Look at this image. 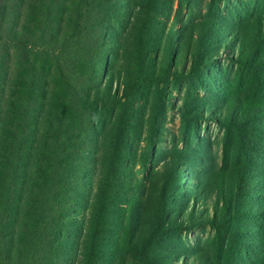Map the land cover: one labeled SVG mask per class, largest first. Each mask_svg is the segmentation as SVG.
Wrapping results in <instances>:
<instances>
[{"label":"rangeland","instance_id":"374dc122","mask_svg":"<svg viewBox=\"0 0 264 264\" xmlns=\"http://www.w3.org/2000/svg\"><path fill=\"white\" fill-rule=\"evenodd\" d=\"M121 1L118 52L94 71L111 95L92 111L96 183L72 263L260 264L264 0Z\"/></svg>","mask_w":264,"mask_h":264},{"label":"trees","instance_id":"16d2710c","mask_svg":"<svg viewBox=\"0 0 264 264\" xmlns=\"http://www.w3.org/2000/svg\"><path fill=\"white\" fill-rule=\"evenodd\" d=\"M121 3L0 0V264H73L96 183L92 111L111 95L94 71L118 52L112 18L132 2Z\"/></svg>","mask_w":264,"mask_h":264}]
</instances>
